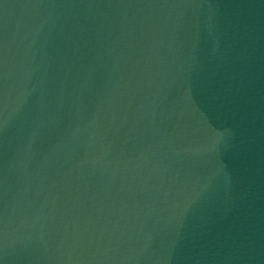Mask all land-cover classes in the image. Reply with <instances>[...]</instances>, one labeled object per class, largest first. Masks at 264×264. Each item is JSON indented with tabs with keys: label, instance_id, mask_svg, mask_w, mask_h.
I'll return each mask as SVG.
<instances>
[{
	"label": "water",
	"instance_id": "1",
	"mask_svg": "<svg viewBox=\"0 0 264 264\" xmlns=\"http://www.w3.org/2000/svg\"><path fill=\"white\" fill-rule=\"evenodd\" d=\"M0 264H264V0H0Z\"/></svg>",
	"mask_w": 264,
	"mask_h": 264
}]
</instances>
